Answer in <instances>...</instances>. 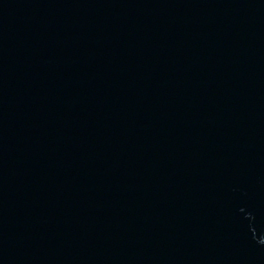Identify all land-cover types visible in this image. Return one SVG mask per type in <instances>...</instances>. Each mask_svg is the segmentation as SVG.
<instances>
[{
    "label": "water",
    "instance_id": "95a60500",
    "mask_svg": "<svg viewBox=\"0 0 264 264\" xmlns=\"http://www.w3.org/2000/svg\"><path fill=\"white\" fill-rule=\"evenodd\" d=\"M0 264H264V0H0Z\"/></svg>",
    "mask_w": 264,
    "mask_h": 264
}]
</instances>
